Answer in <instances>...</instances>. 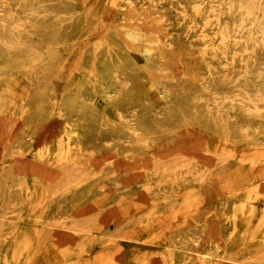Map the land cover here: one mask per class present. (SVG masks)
<instances>
[{
    "label": "bare ground",
    "instance_id": "bare-ground-1",
    "mask_svg": "<svg viewBox=\"0 0 264 264\" xmlns=\"http://www.w3.org/2000/svg\"><path fill=\"white\" fill-rule=\"evenodd\" d=\"M105 1L122 9L129 0H86L81 8L77 0H0V264H45L46 255L61 257L63 264L77 263L85 252L83 239L91 247L89 236L111 234L99 226L95 213L80 215L79 210L106 212L109 207L111 213L103 222L113 220L119 235L138 238L132 235L133 223L157 213L173 231L161 255L139 256L135 264H264V210L255 219L250 205L255 195L221 193L219 206L213 208L206 194L194 187L219 180L233 191L252 172L264 170V151L251 155L241 147L243 142L264 143V4L158 0L171 19L167 42L188 44L181 51L176 45L147 48L130 30L122 33L109 23L91 38ZM74 40L85 41L87 64L97 66L96 91L89 88L83 95V78L76 79L60 101L53 100L46 88L60 71L64 55H48L32 73L29 107L22 110L14 102V110L6 111L5 103L18 97L6 90L7 74L33 64L45 44L64 46ZM109 44L122 53H110ZM133 46L142 62L133 55ZM194 54L201 71L191 62ZM177 57L183 58V65L176 74H168ZM150 83L161 96V106L148 92ZM95 93L104 108L96 104ZM107 108L118 114V122ZM52 114L59 117L56 125ZM182 130L197 141L216 138L234 166L190 168V173L179 176L141 174L124 184L110 175L80 173L97 161L105 138L113 141L109 146L119 157L124 141L157 148L162 139ZM24 137L37 140L28 177L17 174L23 169ZM10 157L14 166L8 164ZM160 160L150 158L154 163L150 168L163 172ZM137 189L147 195L142 201L134 195ZM103 194L109 201L97 200ZM170 194H175L177 211L163 213ZM142 211L146 213L141 215ZM59 233L74 237L55 247L53 237ZM87 262L91 264L90 259Z\"/></svg>",
    "mask_w": 264,
    "mask_h": 264
},
{
    "label": "rangeland",
    "instance_id": "rangeland-1",
    "mask_svg": "<svg viewBox=\"0 0 264 264\" xmlns=\"http://www.w3.org/2000/svg\"><path fill=\"white\" fill-rule=\"evenodd\" d=\"M85 1L86 0H77L78 7H83ZM260 4H264V0H260ZM99 16L100 19L95 22L91 28V38H97L102 33V30H104L103 23H109L122 33L130 30L147 48L155 47L160 49V47L176 45L182 51L186 50L188 47V44L181 41L167 42L172 32L171 19L166 10L159 4L158 0H129L123 5L122 9H117L105 1L99 11ZM84 42V40H74L64 46L59 43H47L37 53V59L33 64L28 65L27 68L22 67L20 70L10 71L6 76V90L9 94H15L19 98L8 100L5 103V110L12 112L15 106L14 102L16 104L20 103V109L22 110L29 107L32 102L30 95L31 87H29V83L33 80L32 73L34 72V68L40 65V63H43L48 55H64L60 71L54 74L46 88L49 97L55 101H60L63 92L70 84L72 85V81L82 78L83 81L80 86L82 94L87 96V94H89V88L92 89V92H95L97 89V81H99L100 78L97 74V66L91 63L87 64L89 57L88 53L84 52L82 49ZM106 46L107 49L111 51L110 53H122V51L117 50L119 47L116 45L109 44ZM131 50L135 58L139 62H142L143 57L140 51L137 50L135 46H133ZM191 62L199 66L197 71H201L197 55L194 54L191 56ZM181 65H183V58H175L174 64L168 74H170V72L171 74H176ZM148 85V92L151 98L156 105L161 106L163 103L157 89L151 83ZM94 99L98 106L104 108V103L98 93H95ZM106 110L109 117L113 121L118 122V114L110 108ZM52 118L54 120V125L59 123L57 114L53 115ZM20 124L27 128V123H25V121H21ZM243 133L247 132L244 130ZM23 141L25 150L20 158V164L23 169L19 170L17 174H19L20 177H28L31 174L29 164L31 163L32 152L37 145V140L24 137ZM112 142L113 141L109 138L101 140V147L99 151L96 152L98 157L97 161L92 160L87 165V171L80 173L93 176L110 175L113 176L118 183L124 184L133 179L138 180V177L134 178L133 176L141 174L154 177L162 173L179 176L190 173V168L202 166L209 168L221 164L227 167H233L235 164V162L229 160V154L218 145L216 138L206 137L201 141H197L189 138L187 133L183 130L175 133L172 137L162 139L157 148L154 146H144L142 141H124L123 154H121V156L119 155V157L114 155L109 146ZM241 145L242 148L247 147L251 155L257 153L259 150L264 151V143L251 145L249 142H243ZM153 156H160L161 160L158 165L163 167V172L150 168L149 164L154 163H150L148 160L153 158ZM133 158H137L138 160L133 161ZM8 164L14 166L15 161L12 157H10ZM61 171L68 172V169L63 168ZM75 173L78 172H72L71 174ZM205 173L210 174L209 171ZM216 173L220 174V172ZM252 173L253 175L249 177L247 181L243 180L238 182V186L235 187L233 191H231L230 188H226L224 182L219 180H208L201 184L196 183L194 187H196L195 190L197 192L206 194V199L213 208L219 206L218 197L221 193L228 194L229 192H237L245 194L246 192H251L255 196L250 199V205L254 208L256 215L255 219H258L264 210V170L261 172L254 171ZM245 183L251 188V191L247 190ZM190 185L191 184H188L187 187ZM78 188L84 189L85 186H79ZM134 195L137 199H141L140 201L143 200V197L145 198V196H147L146 193L140 189H137ZM174 195L175 194H170L171 197L167 200L168 202L164 206L163 213H175V211H177V199ZM236 197L235 195V198ZM109 199L110 197L108 194H103L101 197L97 198L98 201L106 200L105 202L109 201ZM107 210L106 212H99L96 210L89 211L86 208L79 210L78 213L80 215L89 214V212L95 213L97 219L101 220L99 226L103 224V227L108 228L111 234L105 236L94 234L89 236L91 240L93 239L91 247H89V243L86 242V238L83 239L81 241V247L85 252L79 256L75 264H88L87 260L89 259L91 264H135V259L139 256L149 258L151 256L161 255V252L165 248V244L168 242L169 238L171 239L173 236V231L169 228L168 223H162L161 219H159L160 214L158 213L148 216L145 220L139 219L133 223L132 235L138 238H129L124 235L126 233L119 235L118 230L115 229L113 220L103 222L104 220L106 221L108 213H111L112 207H109ZM116 213L119 214L121 212L116 210ZM145 213V211H142L141 215ZM72 237H74V235L71 233H66L65 236L59 233V235L53 237V245L55 247H62L66 244V240ZM261 255L264 257V252H262ZM45 264H63V261L61 257L56 255H46ZM243 264L248 263L244 262Z\"/></svg>",
    "mask_w": 264,
    "mask_h": 264
}]
</instances>
